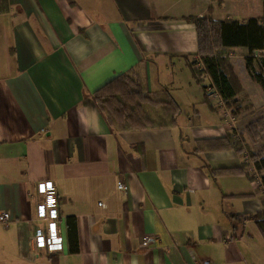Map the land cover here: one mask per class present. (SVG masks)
Listing matches in <instances>:
<instances>
[{
  "label": "crops",
  "instance_id": "crops-1",
  "mask_svg": "<svg viewBox=\"0 0 264 264\" xmlns=\"http://www.w3.org/2000/svg\"><path fill=\"white\" fill-rule=\"evenodd\" d=\"M3 10L0 213L10 219L0 224V264H264L254 166L204 144L234 131L252 153L264 151V135L253 144L244 133L264 112V93L245 69L247 50L225 49L240 85L232 116L207 75L194 80L187 60H198L197 33L185 21L260 19L262 0H6ZM122 74L138 76L157 101L166 90L180 109L175 124L167 114L164 127L110 128L92 95ZM43 182L56 189L60 253L28 243L44 226L35 214Z\"/></svg>",
  "mask_w": 264,
  "mask_h": 264
},
{
  "label": "trees",
  "instance_id": "trees-1",
  "mask_svg": "<svg viewBox=\"0 0 264 264\" xmlns=\"http://www.w3.org/2000/svg\"><path fill=\"white\" fill-rule=\"evenodd\" d=\"M0 5V13H4L3 8L6 5V0H0ZM262 6V18L249 19L243 23L232 20L215 22L209 16L185 19V21L194 25L197 33L198 60L192 62L187 60L194 80L196 83L201 84L203 75H207L225 106L234 108L232 116L242 110L240 104L234 100L240 91V85L229 66L224 50L227 48H245L247 50L244 59L245 69L250 79L258 84L264 93V54H262L264 52V0H262ZM203 89L206 88L203 87ZM161 95L163 100L153 99L147 93L142 80L138 76L122 74L95 91L92 98L110 128L119 131H132L164 127L162 126L164 123L156 124L151 120L148 116L147 107H163L165 110L162 111L163 114L165 116L168 114L167 117H170L168 125L173 126L175 124V117L180 109L166 90H163ZM261 121H264V116ZM251 127L253 126L247 127L248 134H251ZM234 139L233 132H231L226 134V137L222 140L204 142V144L209 149L231 150L241 154L242 149ZM250 154V161L258 174V181L264 193V155ZM242 170L243 166L240 170L219 169L210 171V174L214 176L234 174L240 173ZM248 178L250 181H255L253 177L249 176ZM261 205L262 213L255 215L252 219L264 242V200ZM66 226L70 252L75 254L78 252L75 218L68 217Z\"/></svg>",
  "mask_w": 264,
  "mask_h": 264
},
{
  "label": "built area",
  "instance_id": "built-area-1",
  "mask_svg": "<svg viewBox=\"0 0 264 264\" xmlns=\"http://www.w3.org/2000/svg\"><path fill=\"white\" fill-rule=\"evenodd\" d=\"M116 190L126 193L128 187L124 182L118 181ZM36 191L41 196V201L36 205V219L44 224L43 227H36L28 237V243L35 250H44L48 254L60 253L63 251V238L57 230L59 220L58 198L56 189L51 182H43L37 185ZM103 206L102 204H98ZM10 216L8 213H0V224L6 226ZM148 238H145V242ZM199 264H209L202 261Z\"/></svg>",
  "mask_w": 264,
  "mask_h": 264
},
{
  "label": "rangeland",
  "instance_id": "rangeland-1",
  "mask_svg": "<svg viewBox=\"0 0 264 264\" xmlns=\"http://www.w3.org/2000/svg\"><path fill=\"white\" fill-rule=\"evenodd\" d=\"M146 109H147L148 114L151 115L152 119L155 120L156 123H160V120H163L166 117L164 114L156 116L155 114H153V111L150 107H147ZM253 114H255L254 117L257 116V119L247 126V127H249L250 125L253 126V127H251V132H250L251 134H248L247 127L244 129V133H245V135H247L249 137V139L251 140L250 141L251 143L256 144L259 141V139L261 138V136L264 135V121H261L262 117L264 116V112L261 115H260V113H258V111L254 112ZM252 128H254L255 130ZM234 133L235 132L233 131V134ZM237 135L238 136L234 140L240 145V148L242 149L241 154H245L247 156V160L249 161V163H251V161H250V155L251 154L250 153H252V152L250 151L249 146L245 145L243 138L240 136V134L238 133ZM259 146L260 145L258 144V146L255 147V150L257 151L256 155L261 156L264 153V151L261 150ZM258 149H260V151ZM251 177H253L256 182H259L257 173L252 174Z\"/></svg>",
  "mask_w": 264,
  "mask_h": 264
}]
</instances>
